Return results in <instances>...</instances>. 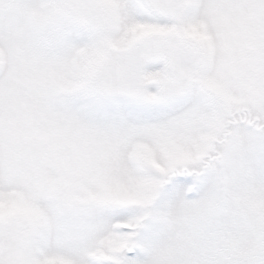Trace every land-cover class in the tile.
<instances>
[{
    "label": "snow or ice",
    "instance_id": "snow-or-ice-1",
    "mask_svg": "<svg viewBox=\"0 0 264 264\" xmlns=\"http://www.w3.org/2000/svg\"><path fill=\"white\" fill-rule=\"evenodd\" d=\"M0 264H264V0H0Z\"/></svg>",
    "mask_w": 264,
    "mask_h": 264
}]
</instances>
